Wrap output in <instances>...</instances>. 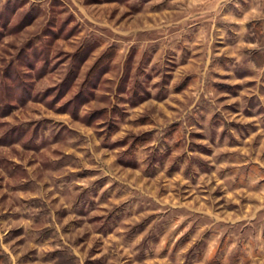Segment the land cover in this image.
Listing matches in <instances>:
<instances>
[{"label": "rangeland", "instance_id": "374dc122", "mask_svg": "<svg viewBox=\"0 0 264 264\" xmlns=\"http://www.w3.org/2000/svg\"><path fill=\"white\" fill-rule=\"evenodd\" d=\"M0 264H264V0H0Z\"/></svg>", "mask_w": 264, "mask_h": 264}]
</instances>
